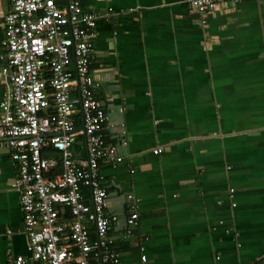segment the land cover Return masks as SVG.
<instances>
[{
  "label": "crops",
  "instance_id": "crops-1",
  "mask_svg": "<svg viewBox=\"0 0 264 264\" xmlns=\"http://www.w3.org/2000/svg\"><path fill=\"white\" fill-rule=\"evenodd\" d=\"M81 2L98 15L91 70L124 157L101 165L123 264H264V0L206 19L184 0ZM9 10L0 0V55ZM9 85L0 73V97ZM17 174L0 150V264H47L28 251Z\"/></svg>",
  "mask_w": 264,
  "mask_h": 264
},
{
  "label": "built area",
  "instance_id": "built-area-1",
  "mask_svg": "<svg viewBox=\"0 0 264 264\" xmlns=\"http://www.w3.org/2000/svg\"><path fill=\"white\" fill-rule=\"evenodd\" d=\"M184 1L206 19L240 0ZM9 2L6 52L0 55L7 65L0 73L10 85L0 97V150L10 152L18 171L13 186L31 258L47 264H123L109 233L118 215L109 210L101 171L103 162L124 157L106 137L109 116L96 94L101 82L91 70L98 15L81 0ZM139 223V212L132 209L128 234ZM27 260L18 255L10 264Z\"/></svg>",
  "mask_w": 264,
  "mask_h": 264
}]
</instances>
